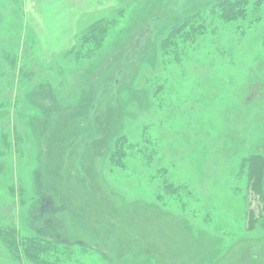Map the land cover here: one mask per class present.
<instances>
[{"label":"rangeland","instance_id":"1","mask_svg":"<svg viewBox=\"0 0 264 264\" xmlns=\"http://www.w3.org/2000/svg\"><path fill=\"white\" fill-rule=\"evenodd\" d=\"M221 1L72 0L68 28L46 0H0V71L7 53L35 62L19 108L0 111L23 140L0 184L29 199L0 213L22 236L74 248L67 264H264L243 168L264 155V0H228L245 15L227 24L209 15ZM194 13L204 33L161 57ZM103 17L102 47L76 64L71 48ZM118 137L134 147L112 168Z\"/></svg>","mask_w":264,"mask_h":264},{"label":"trees","instance_id":"2","mask_svg":"<svg viewBox=\"0 0 264 264\" xmlns=\"http://www.w3.org/2000/svg\"><path fill=\"white\" fill-rule=\"evenodd\" d=\"M124 1L134 4L138 0ZM237 3L238 1L229 3L228 0H222L209 15L217 17L221 24L233 22L245 15L242 10L244 4L238 7ZM119 13L121 14V11ZM112 16L114 15L112 14ZM111 17H103L92 22L86 32L81 35L80 40L73 45L71 53L76 48L79 49L74 57L76 64L93 57L100 50L108 34V29L113 24V21L110 20L113 19ZM200 18L198 13H194L186 18L181 25L174 27L159 47L160 56L163 57L167 53L166 43L177 45V43L184 42V44H191L198 36L202 35L206 30V26L203 23L196 24V21ZM83 48L86 50L81 52ZM1 60H3L4 67L0 71V84L9 96L0 102V111L13 113L20 106L18 95L35 78V62L33 60L22 61L15 53L4 54ZM22 145V136L15 123L11 122L8 126L0 128V159L18 163L23 156ZM133 147L134 145L129 144L125 137H118L114 141L113 150L108 159L109 165L112 168L122 167V159L127 156V152H130ZM243 164L248 182L247 192L254 194L261 213L259 218H253L254 212H252L247 228L250 232L259 230L260 233L264 234V155H250L243 159ZM165 189L168 193L170 187L165 185ZM1 191L5 199L0 200V208L10 202H15L18 206H24L29 201L25 189L19 183L0 184ZM70 249L74 248L59 247L53 241L45 238L22 236L18 229L9 223L4 214L0 213V260L14 264H67L70 261V254L68 253Z\"/></svg>","mask_w":264,"mask_h":264},{"label":"crops","instance_id":"3","mask_svg":"<svg viewBox=\"0 0 264 264\" xmlns=\"http://www.w3.org/2000/svg\"><path fill=\"white\" fill-rule=\"evenodd\" d=\"M72 0H69V1H66V0H46V2L48 4H51V5H56L59 7V11H56V13H60L61 15L60 16H56V17H52V19H60V18H65L66 22L64 23H67V27L70 28L71 27V23H74V15L72 14V9H70V11H67V12H60V11H65V8L68 6V7H71L72 5ZM61 2H63V5L61 4ZM31 6L34 8L33 10V13H36L37 12V3L35 2L33 5L31 4ZM71 21V23L69 22ZM63 23V22H62Z\"/></svg>","mask_w":264,"mask_h":264}]
</instances>
